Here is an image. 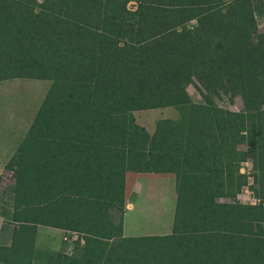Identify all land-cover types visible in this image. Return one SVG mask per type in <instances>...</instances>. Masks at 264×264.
<instances>
[{
  "label": "trees",
  "instance_id": "obj_1",
  "mask_svg": "<svg viewBox=\"0 0 264 264\" xmlns=\"http://www.w3.org/2000/svg\"><path fill=\"white\" fill-rule=\"evenodd\" d=\"M263 4L0 0V80L49 81L4 164L12 209L0 205V217L12 227L0 264H36L38 225L83 240L49 264H264ZM219 79L243 109L212 101ZM163 107L177 116L152 132L135 122L134 111ZM247 159L254 205L236 198ZM127 172L173 175L169 233L123 234Z\"/></svg>",
  "mask_w": 264,
  "mask_h": 264
},
{
  "label": "rangeland",
  "instance_id": "obj_2",
  "mask_svg": "<svg viewBox=\"0 0 264 264\" xmlns=\"http://www.w3.org/2000/svg\"><path fill=\"white\" fill-rule=\"evenodd\" d=\"M128 7L133 8L134 3L130 2ZM260 8L263 10L264 4ZM256 12L259 11L255 7ZM256 22L259 29H264V11L256 13ZM192 24L193 21H190L180 28L185 31ZM218 83L219 90L215 96H212V101L217 106L232 111L243 109L240 97L229 95L220 79ZM48 84L49 81L38 79L0 80V205L5 204L9 210L12 208L4 203V199L7 188L13 180L10 171L4 168V164L24 136ZM186 91L193 102H202L201 94L194 85L189 84ZM133 116L137 124L144 127L146 131L152 132L157 119H173L177 116V110L172 107L136 110ZM124 194L125 206L122 223L124 235L169 233L175 195L172 174L127 172L124 179ZM237 195L243 198L241 192ZM36 213L34 207L17 206L12 210V214L18 218H36ZM11 227V224L0 217L1 232L5 229L8 231ZM37 227L39 230L35 238L37 253L35 263L49 264L48 254L54 252L60 245H63L66 251L69 244L61 241L57 231Z\"/></svg>",
  "mask_w": 264,
  "mask_h": 264
},
{
  "label": "built area",
  "instance_id": "obj_3",
  "mask_svg": "<svg viewBox=\"0 0 264 264\" xmlns=\"http://www.w3.org/2000/svg\"><path fill=\"white\" fill-rule=\"evenodd\" d=\"M240 171L245 173L246 183L241 187L240 191L238 192V193L241 192L243 198L242 199L239 198L238 197L239 195H237L238 194L237 193L236 194L237 200L243 204H250V205L257 204L259 202V199L253 195L251 189L249 188V186L253 182V179L251 176V163L248 159L241 163ZM59 237L62 242L69 244L67 250L65 251L66 253H70L72 247L76 243H78L77 246H81V244L83 243L81 234L74 230L59 229Z\"/></svg>",
  "mask_w": 264,
  "mask_h": 264
},
{
  "label": "crops",
  "instance_id": "obj_4",
  "mask_svg": "<svg viewBox=\"0 0 264 264\" xmlns=\"http://www.w3.org/2000/svg\"><path fill=\"white\" fill-rule=\"evenodd\" d=\"M38 226H41V227H45L48 231H57L58 233H59V229H57V228H53V227H48V226H42V225H38ZM39 229H38V227H37V231H38ZM7 234H9V236H7ZM10 234H11V228H10V230L8 229V231H7V229H5V230H3L2 232H1V229H0V245H7L8 243H9V240H10ZM36 235H37V233H36ZM35 248H36V246H35ZM58 249V248H57ZM56 249V250H57ZM55 250V251H56Z\"/></svg>",
  "mask_w": 264,
  "mask_h": 264
}]
</instances>
